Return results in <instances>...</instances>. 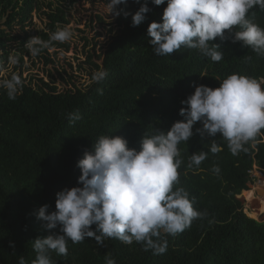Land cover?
Masks as SVG:
<instances>
[{
    "label": "trees",
    "instance_id": "trees-1",
    "mask_svg": "<svg viewBox=\"0 0 264 264\" xmlns=\"http://www.w3.org/2000/svg\"><path fill=\"white\" fill-rule=\"evenodd\" d=\"M79 2L116 18L81 85L56 61ZM2 73L0 264H264L239 197L264 168V0H0Z\"/></svg>",
    "mask_w": 264,
    "mask_h": 264
},
{
    "label": "rangeland",
    "instance_id": "rangeland-1",
    "mask_svg": "<svg viewBox=\"0 0 264 264\" xmlns=\"http://www.w3.org/2000/svg\"><path fill=\"white\" fill-rule=\"evenodd\" d=\"M96 15H103L106 22H101L96 17ZM71 17L72 18L70 24L66 26V31L62 33L66 41H69L71 43V48L69 51L66 52L64 50H60V52L56 56V61H58L61 67L66 68L67 71H70L69 73L75 76L73 78L74 83L79 85H81L82 83L89 84L91 82V77L87 75L91 71L89 66V69L87 68L86 72L80 70L79 68L77 70L80 61L85 62L84 60L86 59V51L93 47L92 42L90 43V45H87L84 37L89 38L91 41H98L99 46L101 44H104L108 40L107 29L110 26L112 27L110 23L116 19L115 12L112 9V5H106L102 3L92 4L91 2H79L77 6L71 9ZM34 21L35 23H37V27L41 24V21L38 18H35ZM13 33L14 35L19 33L18 25L15 26V31ZM28 65L31 67V69L34 70V72L39 73V77L46 76L45 78L49 79L47 77V67L44 66L43 63H39L36 68L31 66V61L28 62ZM3 73L0 76H2ZM27 73L28 72H26L24 75L26 76ZM57 84L61 90L65 88L68 89L72 86L71 82H62L60 79L57 81ZM249 101L250 109L260 111L264 110V89H262L260 85L250 91ZM240 120V115L236 113H232V115L229 117V121L234 125H237ZM253 187L254 184H250V190L253 189ZM245 195L246 192H243L241 195H239V197L241 199H246ZM244 206L245 211L248 214L257 213V215L254 216H256V218H259V220H264V210L257 211L256 207H252L249 202L247 204H244Z\"/></svg>",
    "mask_w": 264,
    "mask_h": 264
},
{
    "label": "crops",
    "instance_id": "crops-1",
    "mask_svg": "<svg viewBox=\"0 0 264 264\" xmlns=\"http://www.w3.org/2000/svg\"><path fill=\"white\" fill-rule=\"evenodd\" d=\"M261 187H264V184L254 185L253 189H251V190H253V192L251 190L243 191V192H246V195H245L246 199L242 198L243 202H246V204L249 202L252 205V207H256L257 211L264 210V192H262L263 196H262V193L261 194L259 193V190ZM250 191L253 193L252 199L247 198V196H248L247 194ZM253 214L257 215V213H253ZM255 218H256V216H255ZM257 219H259V218H257Z\"/></svg>",
    "mask_w": 264,
    "mask_h": 264
},
{
    "label": "built area",
    "instance_id": "built-area-1",
    "mask_svg": "<svg viewBox=\"0 0 264 264\" xmlns=\"http://www.w3.org/2000/svg\"><path fill=\"white\" fill-rule=\"evenodd\" d=\"M248 173L254 182L252 184H254V185L264 184V168L259 166L256 162L253 163V165L249 169Z\"/></svg>",
    "mask_w": 264,
    "mask_h": 264
},
{
    "label": "bare ground",
    "instance_id": "bare-ground-1",
    "mask_svg": "<svg viewBox=\"0 0 264 264\" xmlns=\"http://www.w3.org/2000/svg\"><path fill=\"white\" fill-rule=\"evenodd\" d=\"M251 191L253 192V190H251ZM251 191L247 194L248 195L247 196L248 199H252L253 193ZM252 215L254 216L256 214H252Z\"/></svg>",
    "mask_w": 264,
    "mask_h": 264
},
{
    "label": "water",
    "instance_id": "water-1",
    "mask_svg": "<svg viewBox=\"0 0 264 264\" xmlns=\"http://www.w3.org/2000/svg\"><path fill=\"white\" fill-rule=\"evenodd\" d=\"M264 111V110H263ZM262 192H264V187H261L259 190V193L261 194ZM244 204H246V202H244Z\"/></svg>",
    "mask_w": 264,
    "mask_h": 264
}]
</instances>
